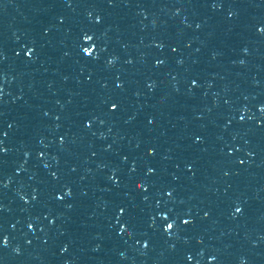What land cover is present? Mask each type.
Here are the masks:
<instances>
[{
    "label": "snow or ice",
    "instance_id": "obj_1",
    "mask_svg": "<svg viewBox=\"0 0 264 264\" xmlns=\"http://www.w3.org/2000/svg\"><path fill=\"white\" fill-rule=\"evenodd\" d=\"M168 227H169V228H171V227H172V225H168Z\"/></svg>",
    "mask_w": 264,
    "mask_h": 264
}]
</instances>
